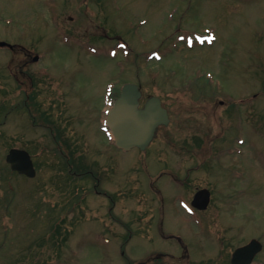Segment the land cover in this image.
<instances>
[{
	"label": "rangeland",
	"instance_id": "374dc122",
	"mask_svg": "<svg viewBox=\"0 0 264 264\" xmlns=\"http://www.w3.org/2000/svg\"><path fill=\"white\" fill-rule=\"evenodd\" d=\"M0 40L31 53L0 46V264H229L251 238L264 264V0H0ZM124 81L170 112L144 151L102 128ZM56 140L112 202L63 185ZM8 147L35 177L11 174ZM200 187L207 210L189 204Z\"/></svg>",
	"mask_w": 264,
	"mask_h": 264
},
{
	"label": "water",
	"instance_id": "95a60500",
	"mask_svg": "<svg viewBox=\"0 0 264 264\" xmlns=\"http://www.w3.org/2000/svg\"><path fill=\"white\" fill-rule=\"evenodd\" d=\"M0 45L5 43L0 41ZM141 97L140 86L126 82L112 101L110 109L106 111L104 124L110 130L115 146L123 150L134 147L145 150L155 138L158 127L169 122L167 110L162 106L159 97L149 96L140 105ZM6 161L12 170L34 177L33 162L26 150L11 148L6 155ZM209 200V190L202 188L194 194L191 204L198 209H205ZM261 247V243L253 238L245 245L237 247L232 252L230 261L232 264H250Z\"/></svg>",
	"mask_w": 264,
	"mask_h": 264
},
{
	"label": "flooded vegetation",
	"instance_id": "af4514ba",
	"mask_svg": "<svg viewBox=\"0 0 264 264\" xmlns=\"http://www.w3.org/2000/svg\"><path fill=\"white\" fill-rule=\"evenodd\" d=\"M25 96L27 97V94L25 93ZM59 142H61L60 140H59ZM62 147L63 146H61L60 144H57V146L55 147V149L57 150V152L59 153L61 150H62ZM71 149L72 150H74V148H72L71 147ZM80 161V163L79 164H77L78 166H79V169H82V168H84V171L83 172H78V171H69L70 172V176L69 177H67V178H62V179H67L68 180V183L67 184H72V185H75L76 184V182H77V180H92L93 181V186H92V188H91V190L92 189H94L95 191H97L98 193H100V194H102V195H104L106 198H109L110 197V195L107 193V191H104V190H97V186L99 185V182H100V179H101V174H104L103 173V170H102V168L101 167H96L94 170L98 173V175L99 176H94V177H92V176H90V175H92V171H91V163H85V161H81V160H79ZM75 163H76V161H75ZM84 165V166H81V165ZM185 168V171H184V179H188L189 178V174H191V173H195L196 171H197V169L199 168V167H197V166H184ZM88 168V169H87ZM56 169H57V171H58V173H64V174H66V171H65V166L62 164V163H60L59 161L57 162V165H56ZM81 175V176H80ZM168 174L166 173V176H167ZM58 179H61V176H58ZM83 189H84V187H82ZM80 194L82 195V192L80 191ZM78 192L76 193V195L79 197V198H81V195H80Z\"/></svg>",
	"mask_w": 264,
	"mask_h": 264
},
{
	"label": "trees",
	"instance_id": "16d2710c",
	"mask_svg": "<svg viewBox=\"0 0 264 264\" xmlns=\"http://www.w3.org/2000/svg\"><path fill=\"white\" fill-rule=\"evenodd\" d=\"M23 64V62H20V64L19 65H22ZM111 95H113V93H111ZM3 104H5L4 103V101H2L1 102V105H0V107H4L5 105H3ZM56 142V141H55ZM55 153H56V157L57 158H59L60 159V161H62L63 163H64V166H65V171H66V177H69L70 176V170L71 171H80V172H83L84 171V168H82V169H79V166L77 165V164H79L80 163V161H79V159L78 160H76V163H75V160L73 159V156H75V154H74V151H72V150H69L68 152L67 151H64V150H61L59 153L58 152H56V150H55ZM81 165V164H80ZM81 166H84V165H81ZM92 167H93V165H92ZM92 167H90L91 168V171H92V175H90V176H92V177H94V176H99L98 175V173L92 168ZM88 169V168H87ZM81 176V175H80ZM184 257H187V254L185 253L184 255H183ZM191 264H193V263H191ZM230 264V263H229Z\"/></svg>",
	"mask_w": 264,
	"mask_h": 264
}]
</instances>
